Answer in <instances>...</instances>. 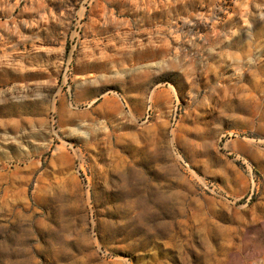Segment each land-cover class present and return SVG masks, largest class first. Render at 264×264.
<instances>
[{"label": "rangeland", "instance_id": "obj_1", "mask_svg": "<svg viewBox=\"0 0 264 264\" xmlns=\"http://www.w3.org/2000/svg\"><path fill=\"white\" fill-rule=\"evenodd\" d=\"M0 264H264V0H0Z\"/></svg>", "mask_w": 264, "mask_h": 264}]
</instances>
